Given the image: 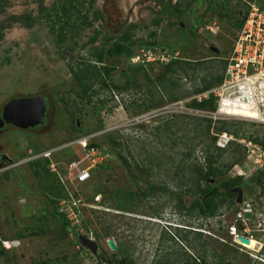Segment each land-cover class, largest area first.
I'll return each mask as SVG.
<instances>
[{"label": "rangeland", "instance_id": "rangeland-1", "mask_svg": "<svg viewBox=\"0 0 264 264\" xmlns=\"http://www.w3.org/2000/svg\"><path fill=\"white\" fill-rule=\"evenodd\" d=\"M56 1L42 0L41 4L50 7ZM78 1L83 4L82 11L96 18L72 41L67 40L57 47L44 22L38 18L40 6L37 0H0V116L5 103L14 97L41 95L46 102L43 122L37 126L21 128L11 123L3 128L0 126V153L4 161L0 164V249H6L5 254H0V264H39L64 254L68 255L64 264H107L100 255L113 259L128 255L135 264H151L158 259L179 261L185 251L203 255L208 263L221 257L233 264H264V193H259V187H253L252 192L243 191V201L219 210L213 217H200L176 206V183L181 178L178 177L180 174L172 176V173L180 151L192 148V158L201 159V149L209 141L193 130L194 120L187 119L192 115L168 112L144 117L148 111L173 101L129 114L130 111L122 106V98L130 106L131 101H141L145 97L148 84L141 75L139 81L142 84L137 91L112 92L111 96L105 92L107 108L97 115L79 96L69 68L70 63L75 64L79 51L83 53L92 45L104 43L106 37L114 38L130 29L133 38L144 44L133 48V60L144 62L151 77H155L161 63L172 56L204 59L208 68L195 73L198 76L195 85H199V78L204 74L210 76L228 55L238 33L234 23L245 10L243 3L250 0H220L219 4L213 0ZM181 9L185 13L179 15ZM227 11L231 12L230 18L224 16ZM23 13H31L37 17L36 21L25 26L8 18L11 14ZM179 25H184L186 32L179 31ZM190 27L195 34L189 31ZM93 36L96 41L90 44L89 39ZM152 41L156 45L148 44ZM71 45L75 46L74 51L67 48ZM142 50L153 53L149 60L142 59ZM162 52L167 55L160 58ZM129 62L132 60L125 57L117 60L116 80L123 82L120 71ZM178 83L188 90L193 85L188 78H182ZM193 95L176 101L181 100L189 107L186 103ZM174 115L187 118L177 116L175 119ZM229 119L240 122L232 128L264 142L263 123L237 118L221 120ZM74 121L77 128H74ZM216 121L211 119L212 124ZM177 127L179 129L171 138L182 140L172 144L168 135ZM86 132L101 135L97 141L106 157L105 162L92 164L90 179L79 185L66 180L65 164L70 157L82 155L83 149L78 144L66 146L65 143ZM232 138L235 139L231 134L220 133L216 144L226 145ZM110 139L119 144L114 145ZM236 140L245 146V156L240 164L231 167L228 175L242 174L248 179L256 168L264 167V148L260 142L254 143L241 136ZM50 150L47 157L54 165L49 166L55 174L35 176L29 162ZM117 152L128 159L129 166L122 163ZM136 164L148 167L149 172H139ZM132 174L139 178L137 183L142 187L148 181L163 186L154 197L136 202L133 209L123 212L116 207V192L136 191ZM55 175L59 181L66 182L62 188L80 198L78 222L82 230L78 232L68 230L64 234L61 224L50 214L52 206L48 195L52 190H61ZM182 197L188 205L191 197ZM124 204L129 207L131 203L124 201ZM154 209L157 214H151ZM41 214L46 219L38 223L37 216ZM86 220L89 222H84ZM38 224L43 228L40 234L16 238L18 231L28 232L27 227L36 228ZM175 226L201 231L200 238L189 233L188 243L194 248L181 237L185 229L177 230ZM79 235H93L96 250L92 252L82 245ZM237 235L247 237L248 242L241 243ZM108 239L115 242L114 250L109 248Z\"/></svg>", "mask_w": 264, "mask_h": 264}, {"label": "trees", "instance_id": "trees-1", "mask_svg": "<svg viewBox=\"0 0 264 264\" xmlns=\"http://www.w3.org/2000/svg\"><path fill=\"white\" fill-rule=\"evenodd\" d=\"M216 4L220 3V0H213ZM251 1V2H250ZM243 3L245 10L242 11V16L239 20L235 21L234 26L239 31L242 27L244 20L247 16L249 7L251 3H256L257 5L263 7L264 0H250ZM40 9L38 18L44 22L49 34L53 37V41L57 47L64 45L65 41H72L75 35L79 33L80 30L85 27L91 26L96 18L89 17L88 12L82 11L83 4L78 0H57L50 7L42 6V0H37ZM220 7H222L220 5ZM232 12V10H231ZM230 11L225 12V17L230 18ZM185 13L184 9L179 11V15ZM172 14V13H170ZM8 18L12 21L19 22L25 26L32 25L36 18L31 13L23 14H11ZM157 23L159 20L156 21ZM182 24V23H181ZM184 25H179V31L186 32ZM193 27L189 29L192 34H195ZM154 35V33H152ZM2 38V30L0 27V40ZM96 41V36L89 39V43L93 44ZM76 41H74L75 44ZM149 45H156L155 41L148 43ZM143 47L144 44L137 38H133L132 31L130 29L123 30L118 35L113 37H106L105 42L101 45H92L88 49H85L83 53L80 51L77 53V60L75 64L70 63V73L72 80L78 88L79 96L84 99L85 103H88L91 107L93 113L99 115L101 110L107 108L108 100L105 92L111 96L112 92H117L118 94H127L131 90L137 91L141 88L139 81V76L144 77V82L147 81V86L145 87V97L141 101L133 100L130 102V106L124 103V98H122V106L126 111H130L129 114H137L144 110L150 108H155L162 105L165 101H176L178 99L186 98L189 95L197 94L199 92L210 89L211 87L217 85L222 80V71L225 65V60L222 59L220 66L214 69L213 73L208 76L206 74L202 75L199 80V85H195V81L198 78L195 73L202 69L208 68L204 59H187L180 57H171L167 62L161 63L162 67L157 72L155 77H151L150 73L147 71L144 62L142 61H132L129 62L124 69L120 71L123 82L116 80L117 60L121 58L131 59L134 57V47ZM70 51H74L75 46H67ZM141 55V53H140ZM143 60H145L142 57ZM150 64V63H147ZM185 78L193 81L191 90L182 88L178 82ZM177 83V84H176ZM101 93L103 95H101ZM112 98V97H111ZM188 106L198 109H215V98L212 94H209L207 98L196 100L194 98L190 99L187 103ZM132 107L133 110L130 108ZM111 107H109L110 109ZM175 119L178 117L187 118L185 115H174ZM174 119V118H172ZM187 119L189 121L194 120V129L200 133L202 136H206L209 141L201 149V159L198 157L192 158L193 150L180 151V156L178 164L175 165L173 170V175H179L180 181L177 182V195L176 199L178 201L177 207L193 212L200 217H213L219 213V210L226 209L234 206L237 202V189L243 191L252 192L253 187H259V193H264V167L256 168L252 176L248 179H244L242 174H236L233 176L228 175V171L236 164H240L244 160L245 156V146L237 142V138L241 136L254 143L260 142L261 146L264 148V142L259 141L258 137L252 135H245L240 132L238 128H232L233 124L240 123L234 119L229 120H218L214 124L211 123L210 119L190 116ZM183 120V119H182ZM201 122H204L202 124ZM143 126V125H140ZM212 126V128H211ZM74 128H77L76 121H74ZM177 127L175 130L170 131L168 138L176 134ZM211 129H213L211 131ZM231 134L235 139H229L226 145H217L216 139L220 133ZM89 132L78 134L72 139L85 135ZM101 135L94 136L88 144V147H99L98 139ZM195 137V136H194ZM172 144H177L178 140H182L178 137V140L171 138ZM110 142L117 145L115 140ZM75 146V145H73ZM78 146V145H77ZM80 147V146H79ZM82 152V151H81ZM83 155V154H82ZM80 156H72L66 162L72 159H78ZM118 157L121 159L122 163L129 166L128 159L121 153L117 152ZM192 158V159H191ZM105 162V161H104ZM99 162L97 164H101ZM50 161L47 156L36 158L29 162V166L35 176H41L44 173L55 174L49 167ZM104 166V165H103ZM135 168L142 173H148L150 169L144 165L136 164ZM181 172V173H180ZM57 182L59 183L61 190H52L50 195H48L49 202L52 206L50 214L55 218L60 224L64 231H71L69 222L66 217L58 211V202L61 198L67 196V189L62 188L63 183L59 181L55 175ZM134 179L133 184L136 191L133 189H128L122 192H116V207L125 212L126 210L133 209L136 202L142 201L145 198L154 197L157 190L162 189L158 183L148 181L145 187L138 184V177L132 174ZM90 179V177H89ZM88 179V180H89ZM210 179H213L210 181ZM86 182V181H85ZM83 182V183H85ZM82 183V184H83ZM56 188V187H55ZM77 195L76 193H73ZM191 197V201L188 205H185L184 198L182 196ZM242 201L244 200L241 196ZM124 201H129L131 204L127 207ZM151 214H157V209L153 210ZM46 219L45 215H38V223ZM84 222H89L86 220ZM177 230H184L185 232L181 235L184 241H187L189 247L194 248V246L188 243L189 233L194 234V238H200L201 231L191 230L175 226ZM28 232L18 231L16 238H22L26 235H37L43 231L41 225L27 227ZM193 231V232H192ZM97 236V233H93ZM5 254L6 249L3 247L0 249V254ZM183 257L179 261H169L158 259L151 264H233L230 260L219 257L218 260L213 263H208L203 255L197 253V255L190 254L188 252H183ZM68 255L56 256L50 259L48 262L43 261L39 264H64ZM102 261L107 264H135L133 259L128 255H122L118 259L108 258L104 255H100Z\"/></svg>", "mask_w": 264, "mask_h": 264}, {"label": "built area", "instance_id": "built-area-1", "mask_svg": "<svg viewBox=\"0 0 264 264\" xmlns=\"http://www.w3.org/2000/svg\"><path fill=\"white\" fill-rule=\"evenodd\" d=\"M142 54L143 58L149 60L150 54L153 53L142 50ZM159 55L160 58H163L167 54L162 52ZM131 60L134 61L133 57ZM224 60L221 82L210 89L194 94L192 97L200 100L212 94L215 98V109H198L190 106L189 108L179 100L160 107V109L148 111L144 117L173 112L174 114L190 113L192 116L214 121L237 118L264 124V6L261 7L256 3L250 4L244 23ZM94 136L96 135L87 133L65 143L66 146L78 144L83 149L82 157L72 159L65 164L68 173L66 180L70 183L73 181L80 185L87 181L90 177L92 164L104 161L106 154L101 151L100 146L88 147L89 141ZM51 152L52 150L42 155L49 156ZM49 165L54 166L52 163ZM58 211L68 220L71 231L82 230L78 222V217L81 214V201L77 195L67 193L66 197L61 198L58 202ZM90 237L94 238L93 235L88 238Z\"/></svg>", "mask_w": 264, "mask_h": 264}, {"label": "water", "instance_id": "water-1", "mask_svg": "<svg viewBox=\"0 0 264 264\" xmlns=\"http://www.w3.org/2000/svg\"><path fill=\"white\" fill-rule=\"evenodd\" d=\"M46 110V102L41 95H34L29 97H14L11 98L2 109L0 117V126L5 122L21 127H33L43 122ZM16 121V122H13ZM237 201H241V190L237 189ZM79 240L82 245L86 246L92 252L96 250V241L84 235H79ZM237 239L241 243H247L248 238L242 235H237ZM110 249H115V242L112 239L107 240ZM101 264V263H100Z\"/></svg>", "mask_w": 264, "mask_h": 264}, {"label": "flooded vegetation", "instance_id": "flooded-vegetation-1", "mask_svg": "<svg viewBox=\"0 0 264 264\" xmlns=\"http://www.w3.org/2000/svg\"><path fill=\"white\" fill-rule=\"evenodd\" d=\"M1 117V116H0ZM9 125L10 123H7V122H5L4 124H2V127L1 128H3V125ZM12 124V123H11ZM4 161H3V156H2V154L0 153V164L1 163H3Z\"/></svg>", "mask_w": 264, "mask_h": 264}, {"label": "bare ground", "instance_id": "bare-ground-1", "mask_svg": "<svg viewBox=\"0 0 264 264\" xmlns=\"http://www.w3.org/2000/svg\"><path fill=\"white\" fill-rule=\"evenodd\" d=\"M237 113H242V112H237ZM13 122H16V121H13ZM10 123H12V122H10ZM14 124V123H13Z\"/></svg>", "mask_w": 264, "mask_h": 264}]
</instances>
